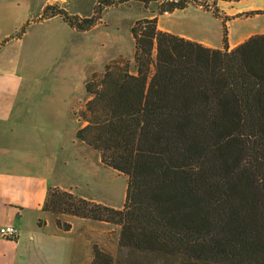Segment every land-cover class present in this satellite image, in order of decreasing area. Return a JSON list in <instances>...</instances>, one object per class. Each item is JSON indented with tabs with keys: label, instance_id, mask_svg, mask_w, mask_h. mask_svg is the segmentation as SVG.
I'll return each instance as SVG.
<instances>
[{
	"label": "trees",
	"instance_id": "obj_1",
	"mask_svg": "<svg viewBox=\"0 0 264 264\" xmlns=\"http://www.w3.org/2000/svg\"><path fill=\"white\" fill-rule=\"evenodd\" d=\"M127 1L99 0L83 17L47 4L16 36L56 15L87 31L105 8ZM161 4L160 14L190 5ZM195 5L221 19L222 48L162 30L158 16L141 18L131 28L135 70L119 55L85 83L76 137L127 177L123 207L56 186L43 209L117 224L122 247L185 257L187 264H264V32L230 49L232 17ZM101 260L96 246L93 264Z\"/></svg>",
	"mask_w": 264,
	"mask_h": 264
},
{
	"label": "crops",
	"instance_id": "obj_2",
	"mask_svg": "<svg viewBox=\"0 0 264 264\" xmlns=\"http://www.w3.org/2000/svg\"><path fill=\"white\" fill-rule=\"evenodd\" d=\"M25 4L24 0H0V227L11 224L20 229L17 239H8L0 232V264H93L96 246L102 252L99 264L191 262L181 256L122 247L117 224L44 211L51 187L60 186L84 196L76 177L87 172L82 161L66 159L65 131L55 124V101L39 95L38 87L50 80L52 62L48 55L55 51L57 37L42 34L37 50L26 48L27 37L35 27L55 17L63 19L56 15L35 22L18 37L17 32L28 20ZM150 6L146 17L158 16L160 29L212 47L224 46L220 18L216 17L219 25L214 34L207 24L185 19L186 15L179 16L193 8L213 14L211 10L190 4L184 9L160 14L157 6H151L153 9ZM173 17L176 24L162 21ZM228 27L230 49L248 38L246 32L234 39L230 20ZM76 140L86 145L77 137ZM94 197L86 198L94 200ZM58 219L70 223L71 228L60 227Z\"/></svg>",
	"mask_w": 264,
	"mask_h": 264
},
{
	"label": "rangeland",
	"instance_id": "obj_3",
	"mask_svg": "<svg viewBox=\"0 0 264 264\" xmlns=\"http://www.w3.org/2000/svg\"><path fill=\"white\" fill-rule=\"evenodd\" d=\"M24 1L25 15L34 21L39 18L47 4H57L69 13L78 14L81 17L91 16L99 0ZM161 3L162 0H154L149 4L159 8ZM193 3L210 4L213 8H218L223 15L232 17L230 22L234 39L237 35L246 32L248 37L264 32V14L249 13L264 9V0H197ZM148 5L146 6L140 0H128L119 5L108 6L103 11L101 22L87 31H78L55 17L46 24L35 27L26 40L28 50H37V46L42 43V34L56 35L55 51H51L48 55L52 62L48 77L50 80L43 81L44 83L38 87L39 95L42 99L55 101V124L65 131L66 159L70 162L84 163L87 173L76 177L80 192L88 198L95 196V201L104 202L116 208L124 205L127 177L102 163L97 150L76 140V130L83 124L77 113L78 108L81 104L83 106L89 97L85 83L93 72H102L105 64L119 55H125L131 59L132 69L135 70V47L131 28L136 20L150 14ZM151 6L150 8L153 9ZM183 13L185 14L181 13L179 16L186 15L185 19L207 24L211 31L217 34L219 24L213 14L194 8ZM175 19L174 17L163 18L162 21L176 24ZM80 99L82 100L79 101ZM74 103L76 108L72 110Z\"/></svg>",
	"mask_w": 264,
	"mask_h": 264
},
{
	"label": "built area",
	"instance_id": "obj_4",
	"mask_svg": "<svg viewBox=\"0 0 264 264\" xmlns=\"http://www.w3.org/2000/svg\"><path fill=\"white\" fill-rule=\"evenodd\" d=\"M167 1L178 2L180 0H162V3ZM191 1L192 0H186V2L189 4L191 3ZM0 232L8 239H17L20 236V229L17 226L11 224L3 225L2 227H0Z\"/></svg>",
	"mask_w": 264,
	"mask_h": 264
}]
</instances>
